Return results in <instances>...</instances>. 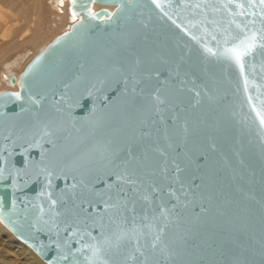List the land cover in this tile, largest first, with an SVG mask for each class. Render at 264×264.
Wrapping results in <instances>:
<instances>
[{
  "label": "snow or ice",
  "instance_id": "6c2138e0",
  "mask_svg": "<svg viewBox=\"0 0 264 264\" xmlns=\"http://www.w3.org/2000/svg\"><path fill=\"white\" fill-rule=\"evenodd\" d=\"M91 3L78 6L89 21L100 18L91 12ZM151 4L158 9L159 19L171 21L194 42L185 44L181 60L196 55L206 66L242 85L237 91L243 92L241 108L246 106L247 115L241 122L255 133L264 150V0H151ZM135 7L122 0L120 12ZM85 26L81 23L75 31ZM72 38L66 36L58 45ZM173 71L179 77L180 66ZM25 90L28 107H21V112H30L32 119L20 135L11 128L3 134L11 147L6 143L0 151V184L12 190L11 210L5 214L10 222L17 216L30 230L45 235L47 243L34 247L47 264H182L181 249L189 242L178 237L175 229L189 195H195L199 177L187 153L183 160L173 154L179 116H164L172 108L173 93L160 70L140 58L103 69L79 62L73 70L58 62L44 91L33 92L27 81ZM175 91L191 94L195 107L207 88L197 85L193 77L180 80ZM114 97L125 98L145 118L131 135L98 136L110 118L103 113L112 107ZM6 98L24 99L19 93ZM84 106H89V113L83 123L91 125L90 130L77 127L73 115L75 108ZM157 123L160 127L153 130L150 125ZM69 128L77 133L71 149ZM179 130L186 138L187 120ZM209 147L216 151L214 143ZM33 148L40 150L39 159L30 155ZM17 150H22L23 167L12 162ZM56 180L64 183L59 191ZM36 182L41 188L34 196L17 195ZM249 198L255 200L252 195ZM260 204L264 211V199ZM4 207L5 197L0 196V208ZM19 222H13V227ZM191 247L202 246L193 243ZM249 255H258L259 264H264V235L258 251L238 246L230 264H255Z\"/></svg>",
  "mask_w": 264,
  "mask_h": 264
},
{
  "label": "water",
  "instance_id": "95a60500",
  "mask_svg": "<svg viewBox=\"0 0 264 264\" xmlns=\"http://www.w3.org/2000/svg\"><path fill=\"white\" fill-rule=\"evenodd\" d=\"M121 2L122 0H92L90 10L100 18L89 21L78 7L80 4H87L88 0H71V9L79 19L68 31L56 37L35 55L18 77L12 75L8 78L11 85H18V91L7 90L0 93V151H4L6 143L11 147L10 142L3 139V134L11 128L16 135H20L21 128L32 119L30 112H21V107H28L26 81L33 92L44 91L51 80L53 66L58 62L71 66L73 70L79 62H85L89 66L95 63L98 69H103L105 66L122 63L126 66L133 59L140 58L145 65L159 69L162 80L168 79V88L173 93L172 108L165 111L164 116L166 119L179 116L172 137L175 148L173 154H179L183 160V154L187 153L192 160L195 176L199 177L195 181L198 187H193L195 195H189L188 207L181 211V219L175 229L178 237L184 236L189 242L187 247L181 249L179 260L182 264H230L232 253L238 246L258 251L261 236L264 235V211L260 204L264 199V150L255 133L241 122L247 115L246 106L241 108L243 92L237 91L242 85H238L235 79L225 78L211 65L206 66L196 55L185 56L181 60L180 57L186 51L185 44L194 42L171 21L159 19L158 9L151 4V0H129L136 7L125 8L123 12H120ZM172 2L176 3L177 0ZM188 2L192 3L194 0ZM94 3L102 8L93 11ZM106 7H112L113 10ZM81 23L86 26L76 32ZM66 36L73 38L58 45V41ZM177 65L180 66L179 77L173 71ZM193 77L197 78V85L203 84L207 88L206 93L202 92L201 102L195 107L191 94L175 91L180 80L187 78L191 81ZM10 93H19L24 99H7ZM113 99L112 107L103 113L110 118L97 131V135H131L140 127L139 121L145 117L134 112L125 98ZM88 113L89 106L73 110V115L78 119L77 127L90 130L91 125L83 123ZM185 120L189 127L186 138L179 130V125ZM150 127L154 130L160 124ZM69 132L72 134L68 141L71 149L77 142V133L71 128ZM213 143L216 151L210 150L209 146ZM48 147L49 145H45V148ZM20 151L22 150H17L12 157V162L17 167H23L24 158ZM39 151L38 148L31 150L33 159H39ZM240 160L244 163L241 164ZM6 183L10 184V180ZM54 183L56 191L64 187L60 180ZM40 188L41 184L36 182L17 195L32 197ZM11 191L10 187L5 189L0 184V196L5 197V207L0 208V221L19 241L29 245L47 262L38 248L34 247L41 241L47 243L45 235L30 230L17 216L11 218L12 222L6 217V212L11 210ZM249 195L254 196L255 200L250 199ZM18 206L23 207L22 204ZM201 208L206 211L201 212ZM17 220L20 222L14 228L13 222ZM193 243L202 247L193 248ZM208 244L213 247L209 249ZM248 258L259 264L258 255H249Z\"/></svg>",
  "mask_w": 264,
  "mask_h": 264
},
{
  "label": "bare ground",
  "instance_id": "6f19581e",
  "mask_svg": "<svg viewBox=\"0 0 264 264\" xmlns=\"http://www.w3.org/2000/svg\"><path fill=\"white\" fill-rule=\"evenodd\" d=\"M30 1L33 3L31 10H28L25 5H19L17 0H5L10 8V14L7 16L5 13V17L0 15V46H5V59H10V51L25 49L22 52L23 55L29 52L26 63L17 68L18 76L35 55L45 49L56 37L68 31L79 19L71 9V0ZM101 8L102 6L93 4V11H98ZM106 8L113 10L112 7ZM24 24L26 25L22 30ZM32 28L33 32H30ZM16 62L18 65L21 64L19 59ZM9 77L10 75L7 73L0 74L2 82L0 93L5 90L18 91V85H11L8 81ZM2 232H7L4 235L7 238L13 235L0 221V234ZM13 238L20 251L29 256L30 263L47 264L29 245L19 241L14 235Z\"/></svg>",
  "mask_w": 264,
  "mask_h": 264
},
{
  "label": "rangeland",
  "instance_id": "374dc122",
  "mask_svg": "<svg viewBox=\"0 0 264 264\" xmlns=\"http://www.w3.org/2000/svg\"><path fill=\"white\" fill-rule=\"evenodd\" d=\"M17 3L19 5L20 4L25 5V7L28 10H31V5L33 1L17 0ZM5 13L8 16L10 14V8L6 4L5 0H0V15L5 17ZM25 25L26 24L23 25L22 30L24 29ZM30 32H33V28L32 30H30ZM0 44H1V41H0ZM24 51L25 49H18V51L17 50L10 51L11 52L10 59L6 60L5 59V46H0V74L7 73L10 76L12 75L18 76L17 68H19L21 65H24L29 57L28 56L29 52H27L25 55L22 54V52ZM18 59L21 63L19 65L16 62V60ZM5 60H6V63H5ZM1 84L2 82L0 81V85ZM12 89L16 90L15 88H12ZM5 234H7V232H2L0 234V264H32L29 262L30 261L29 256L25 255L24 252H21L20 249L17 247L16 242L13 241L14 240L13 235L7 238L4 236Z\"/></svg>",
  "mask_w": 264,
  "mask_h": 264
}]
</instances>
